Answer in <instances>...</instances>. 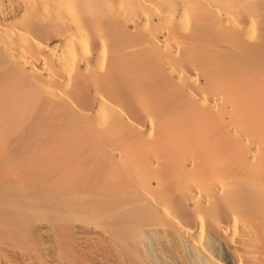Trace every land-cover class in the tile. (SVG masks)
Wrapping results in <instances>:
<instances>
[{
	"label": "bare ground",
	"instance_id": "6f19581e",
	"mask_svg": "<svg viewBox=\"0 0 264 264\" xmlns=\"http://www.w3.org/2000/svg\"><path fill=\"white\" fill-rule=\"evenodd\" d=\"M0 264H264V0H0Z\"/></svg>",
	"mask_w": 264,
	"mask_h": 264
}]
</instances>
